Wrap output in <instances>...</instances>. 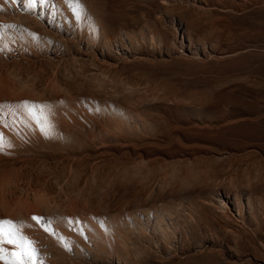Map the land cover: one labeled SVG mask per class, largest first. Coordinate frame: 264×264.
I'll return each mask as SVG.
<instances>
[{
	"label": "rangeland",
	"instance_id": "374dc122",
	"mask_svg": "<svg viewBox=\"0 0 264 264\" xmlns=\"http://www.w3.org/2000/svg\"><path fill=\"white\" fill-rule=\"evenodd\" d=\"M35 1L0 0V221L35 264H264V0Z\"/></svg>",
	"mask_w": 264,
	"mask_h": 264
},
{
	"label": "bare ground",
	"instance_id": "6f19581e",
	"mask_svg": "<svg viewBox=\"0 0 264 264\" xmlns=\"http://www.w3.org/2000/svg\"><path fill=\"white\" fill-rule=\"evenodd\" d=\"M23 2L25 3V5L26 6H24V4H22L23 5V7H24V9H28V10H30V8H34L35 7V2H30V0H23ZM70 3V2H69ZM53 5V4H52ZM52 9V11H56L57 12V14L58 15H60L61 13H59V11H58V7H55L54 5H53V7H51ZM73 11H74V8H73ZM3 115H5V114H3ZM5 119V118H4ZM3 119V120H4ZM8 120V119H7ZM1 122V121H0ZM4 122V121H3ZM3 125V124H2ZM1 126V125H0ZM1 128H2V126H1ZM0 131H2V130H0ZM7 137V136H6ZM5 212V211H4ZM22 212V211H21ZM23 216H24V214H23ZM164 216V215H163ZM155 218H156V224H158L159 225V227L161 228V226H160V224H161V222H164V218L162 217V214L161 215H156L155 216ZM7 219V218H6ZM8 219H10V218H8ZM24 219V218H23ZM25 220V219H24ZM13 224H14V222H13ZM21 225H23V223L21 224ZM164 225V224H163ZM17 226V225H16ZM25 227V226H24ZM87 227V226H86ZM8 226H6L5 227V237H8V234H7V230H8ZM23 228V227H22ZM27 228V227H26ZM13 229V228H12ZM21 229V228H20ZM23 230V229H22ZM28 230V229H27ZM97 230V229H96ZM14 231V230H13ZM24 231V233H25V235H21V234H19V233H17V232H15L14 231V233H15V239H20L21 240V243L20 244H22V250L19 248V249H15V251H11L10 252V254H9V256H6V255H2L1 257H3L1 260L2 261H9V262H11V263H17L18 261H20V257H21V255H24V257L26 258V259H28L29 257V261L28 262H26V264H35V258H36V255H35V247H34V245H33V239L31 240V238H29V236H31L30 235V233L28 232V231H26L27 232V234H29V236H27V234H26V232H25V230H23ZM33 242V243H32ZM4 243H5V241H4ZM7 244V243H6ZM9 245H11V244H9ZM13 246V245H12ZM18 247V246H17ZM26 254V255H25ZM22 258V257H21ZM23 261V260H22ZM27 261V260H26Z\"/></svg>",
	"mask_w": 264,
	"mask_h": 264
},
{
	"label": "snow or ice",
	"instance_id": "6c2138e0",
	"mask_svg": "<svg viewBox=\"0 0 264 264\" xmlns=\"http://www.w3.org/2000/svg\"><path fill=\"white\" fill-rule=\"evenodd\" d=\"M30 2H35V0H30ZM25 107L27 108V105H25ZM28 112H29V115L32 116V118H35V114L31 111V109H28ZM33 219L39 220L40 218L34 217ZM5 224H7L9 226V228L7 230V234L9 237L7 239V243L14 244L15 243V233L11 227V225H12L11 221H0V244L4 243V241H5V227H4ZM2 250L3 249H0V251H2ZM2 258L3 257H0V259H2ZM17 264H23V261L20 260L17 262Z\"/></svg>",
	"mask_w": 264,
	"mask_h": 264
}]
</instances>
